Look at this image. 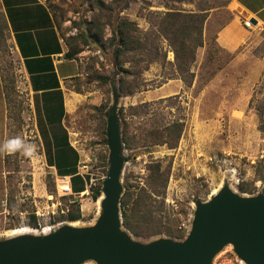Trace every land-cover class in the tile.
Masks as SVG:
<instances>
[{
    "label": "rangeland",
    "instance_id": "rangeland-1",
    "mask_svg": "<svg viewBox=\"0 0 264 264\" xmlns=\"http://www.w3.org/2000/svg\"><path fill=\"white\" fill-rule=\"evenodd\" d=\"M42 1L67 46L78 50L82 73L61 90L63 102L58 93L34 95L7 40L0 77V240L42 235L67 224H96L103 195L95 201L91 187L103 183L110 167L107 124L113 107L133 143L128 141L123 150V193L134 202L142 188L149 190L151 166L160 165L169 177L166 189L153 197L154 218L137 225L141 236L128 231L133 240H185L197 204L210 201L224 187L241 196H264V31L236 52L220 46L216 37L232 20L233 0H104L105 10L98 0ZM170 10L206 16L204 45L189 61V73L178 71L175 53L163 39L166 61L139 54L125 65L134 75L118 72L109 44L117 25L128 19L143 35L156 29V13ZM93 29L96 35L103 30L99 39L88 37ZM120 78L136 85V92L117 98ZM175 122L183 124V131L174 147L146 144L149 131L166 134ZM14 137L22 139V148L5 150V142ZM67 140L79 154L76 171L86 189L81 196L61 189L65 176L51 166V160L61 165ZM74 202L82 217L70 222ZM156 229L164 233L148 237ZM213 264L245 263L229 245Z\"/></svg>",
    "mask_w": 264,
    "mask_h": 264
},
{
    "label": "water",
    "instance_id": "water-1",
    "mask_svg": "<svg viewBox=\"0 0 264 264\" xmlns=\"http://www.w3.org/2000/svg\"><path fill=\"white\" fill-rule=\"evenodd\" d=\"M120 131L119 118L113 113L107 124L110 167L96 224H67L48 234H18L0 240V264H213L229 245L245 264H264V196H241L229 187L197 204L185 240L161 238L146 244L133 240L123 228L121 214L124 158Z\"/></svg>",
    "mask_w": 264,
    "mask_h": 264
},
{
    "label": "trees",
    "instance_id": "trees-1",
    "mask_svg": "<svg viewBox=\"0 0 264 264\" xmlns=\"http://www.w3.org/2000/svg\"><path fill=\"white\" fill-rule=\"evenodd\" d=\"M99 7L105 10L108 9L105 7L104 0H98ZM105 7V9H104ZM205 14H192V13H183L181 11H167V12H158L156 13L155 24L153 26L156 29H153L146 34L140 35L138 33V29L134 22L124 19L118 25L115 31L113 32V36L110 39V43L114 46V64L120 73H126L127 75H134V72L131 71L130 68H126V63L130 62L132 58L139 54L153 55L154 58L152 61L158 60L160 57H163L166 61L167 55L163 53L160 47L161 39L168 42L169 46H171L173 52L175 53V60L178 71L184 75L189 73L188 71V63L190 60H195L197 52L199 48L204 45V23H205ZM98 22L94 20L93 23L98 25ZM8 23L5 19L4 14L0 13V69L1 74L4 72V68L2 67V52L7 51L9 49L7 45V34H8ZM102 29L99 34H94L95 29L90 31V35L88 37H98L102 33ZM98 33V32H97ZM99 39V37L97 38ZM96 39V40H97ZM69 51L65 55L66 59L73 60L78 56V50H74L72 45H69ZM150 57V56H149ZM191 79L194 77L190 75ZM42 78V77H41ZM78 78V77H76ZM75 79V78H74ZM104 82L108 81L106 77L103 78ZM47 82V81H46ZM136 82V81H135ZM48 84V82H47ZM136 85L131 86L128 84L126 80L123 78L119 79V89L115 90V96L120 98L121 96H130L134 94L137 90ZM48 89L49 84L45 86ZM59 87V86H57ZM120 91V93L118 92ZM123 93V94H122ZM61 96L63 102L62 92H58ZM147 104H142L141 108L146 106ZM64 110V106H63ZM110 113H116V107H113ZM117 114V113H116ZM64 115V113H63ZM62 115V116H63ZM118 116V115H117ZM50 118V115H47ZM121 129V128H120ZM183 131V124L179 122H175L165 129V133L159 132L156 130L149 131L146 136V144H159V143H169V146L174 147L175 143L179 140ZM66 132V131H65ZM123 150L124 146L127 143L133 144L128 140V133L124 131H120ZM67 135V133H66ZM168 140L169 142H167ZM129 141V143H128ZM166 141V142H165ZM68 143V140H67ZM55 145L57 143L55 141ZM73 153V157L71 158L68 154V149ZM64 151L61 154V165L54 163L51 160V166H54L60 173L61 176L71 177V189L73 194L83 193L86 189L84 188V180L83 177L77 174L76 167L79 159L78 152L68 143ZM125 163V161H124ZM150 170V180L149 190L142 188L141 193L137 194V198L132 202V197L128 194L123 193L121 198V214L123 220V228L136 236H141L140 229L137 225L141 223H150L154 218V206H153V197L160 196L161 192H163L168 183V175L162 171L160 165L151 166ZM106 176L108 174L107 170L105 171ZM83 184V188L80 186ZM93 192V199L96 201L103 195V183H99L97 186L91 187ZM161 190V191H160ZM242 193L247 192L245 189H241ZM75 207V208H74ZM82 217L80 204L78 202L73 203V209L68 214L67 220L70 222L78 221ZM153 234H149L148 237H152L155 235H160L164 232L162 230H157L152 232ZM171 233V232H167ZM183 237V236H182ZM181 237V238H182Z\"/></svg>",
    "mask_w": 264,
    "mask_h": 264
},
{
    "label": "crops",
    "instance_id": "crops-1",
    "mask_svg": "<svg viewBox=\"0 0 264 264\" xmlns=\"http://www.w3.org/2000/svg\"><path fill=\"white\" fill-rule=\"evenodd\" d=\"M229 8L232 20L217 35L216 41L226 50L236 52L260 29L264 31V0H233ZM0 13L8 23V43L20 60L22 72L34 95H54L65 90L71 79L81 76L80 62L65 58L69 47L45 2L0 0ZM247 20H252V28L245 26ZM46 81L48 89H44L48 85ZM43 82L46 84H41Z\"/></svg>",
    "mask_w": 264,
    "mask_h": 264
},
{
    "label": "clouds",
    "instance_id": "clouds-1",
    "mask_svg": "<svg viewBox=\"0 0 264 264\" xmlns=\"http://www.w3.org/2000/svg\"><path fill=\"white\" fill-rule=\"evenodd\" d=\"M22 145H24V142L19 137H14L11 140H8L4 144V149L9 151H15L19 148H22Z\"/></svg>",
    "mask_w": 264,
    "mask_h": 264
},
{
    "label": "bare ground",
    "instance_id": "bare-ground-1",
    "mask_svg": "<svg viewBox=\"0 0 264 264\" xmlns=\"http://www.w3.org/2000/svg\"><path fill=\"white\" fill-rule=\"evenodd\" d=\"M63 178V177H62ZM59 187L67 192H71V187H70V181H69V177H64V179L59 181ZM78 196L83 195V193H77ZM16 233V232H15ZM14 233V235H15ZM22 233V232H20Z\"/></svg>",
    "mask_w": 264,
    "mask_h": 264
},
{
    "label": "built area",
    "instance_id": "built-area-1",
    "mask_svg": "<svg viewBox=\"0 0 264 264\" xmlns=\"http://www.w3.org/2000/svg\"><path fill=\"white\" fill-rule=\"evenodd\" d=\"M245 26L247 27V28H252L253 27V22H252V20H247L246 22H245ZM85 168H86V166H84ZM70 181V180H69ZM71 183V182H70ZM52 232V230L49 232V233H51ZM46 234H48V233H46Z\"/></svg>",
    "mask_w": 264,
    "mask_h": 264
}]
</instances>
